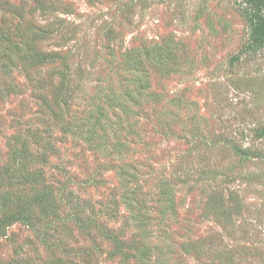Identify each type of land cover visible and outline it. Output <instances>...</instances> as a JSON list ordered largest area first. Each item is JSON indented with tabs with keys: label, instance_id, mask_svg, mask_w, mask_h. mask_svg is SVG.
Wrapping results in <instances>:
<instances>
[{
	"label": "rangeland",
	"instance_id": "rangeland-1",
	"mask_svg": "<svg viewBox=\"0 0 264 264\" xmlns=\"http://www.w3.org/2000/svg\"><path fill=\"white\" fill-rule=\"evenodd\" d=\"M245 7L0 0V264H264Z\"/></svg>",
	"mask_w": 264,
	"mask_h": 264
},
{
	"label": "trees",
	"instance_id": "trees-1",
	"mask_svg": "<svg viewBox=\"0 0 264 264\" xmlns=\"http://www.w3.org/2000/svg\"><path fill=\"white\" fill-rule=\"evenodd\" d=\"M245 5L243 16L251 33L247 51L256 53L264 48V0H245ZM6 221L8 224L14 222L13 218Z\"/></svg>",
	"mask_w": 264,
	"mask_h": 264
}]
</instances>
